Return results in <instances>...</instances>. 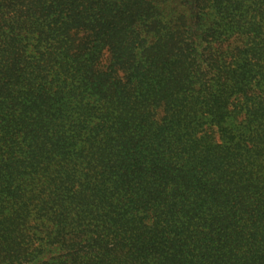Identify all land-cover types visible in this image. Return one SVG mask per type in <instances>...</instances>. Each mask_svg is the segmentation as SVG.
<instances>
[{
	"label": "trees",
	"instance_id": "obj_1",
	"mask_svg": "<svg viewBox=\"0 0 264 264\" xmlns=\"http://www.w3.org/2000/svg\"><path fill=\"white\" fill-rule=\"evenodd\" d=\"M0 264H264V0H0Z\"/></svg>",
	"mask_w": 264,
	"mask_h": 264
}]
</instances>
